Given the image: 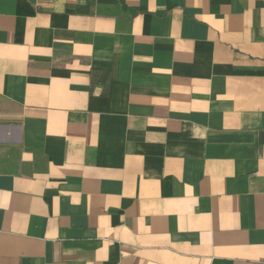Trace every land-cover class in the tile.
<instances>
[{
  "label": "crops",
  "instance_id": "1",
  "mask_svg": "<svg viewBox=\"0 0 264 264\" xmlns=\"http://www.w3.org/2000/svg\"><path fill=\"white\" fill-rule=\"evenodd\" d=\"M0 264H264V0H0Z\"/></svg>",
  "mask_w": 264,
  "mask_h": 264
}]
</instances>
